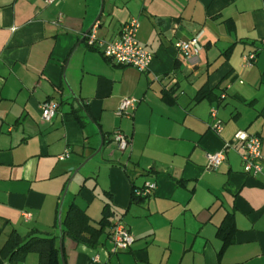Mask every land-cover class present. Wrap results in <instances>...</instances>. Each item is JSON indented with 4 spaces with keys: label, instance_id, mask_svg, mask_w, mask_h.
Returning a JSON list of instances; mask_svg holds the SVG:
<instances>
[{
    "label": "crops",
    "instance_id": "obj_1",
    "mask_svg": "<svg viewBox=\"0 0 264 264\" xmlns=\"http://www.w3.org/2000/svg\"><path fill=\"white\" fill-rule=\"evenodd\" d=\"M132 17L153 54L144 71L85 42L93 22L107 41ZM196 34L201 49L184 58L176 43ZM251 52L253 64L243 67ZM201 88L220 97L197 101ZM128 96L137 104L118 116ZM47 99L59 103L49 122L39 109ZM239 129L260 138L264 156V0H0V246L13 229L59 237L70 168L102 139L94 164L73 176L62 218L74 202L96 225L109 202L113 221L122 220L135 240L112 251L107 233L96 247L63 235L64 264H264V159L252 176L235 147L224 150L218 168L206 167L207 153ZM115 130L129 138L123 151L111 146ZM148 181L153 192L131 202L132 187ZM229 214L235 230L220 253L216 231ZM37 263L30 252L16 264Z\"/></svg>",
    "mask_w": 264,
    "mask_h": 264
},
{
    "label": "built area",
    "instance_id": "obj_2",
    "mask_svg": "<svg viewBox=\"0 0 264 264\" xmlns=\"http://www.w3.org/2000/svg\"><path fill=\"white\" fill-rule=\"evenodd\" d=\"M56 0H43L45 4H52ZM62 16L59 14L58 19ZM139 21L137 18H129L121 27L118 35L110 40L104 41L99 39L97 35V26L93 25L89 32L85 33V42L88 47L99 49L102 55L112 62L124 66H133L140 71L147 70L153 54L148 51L139 41L137 32ZM198 34L186 40H179L176 43V48L184 58L197 55L201 49ZM255 60V53L251 52L243 56V67H249ZM137 104V99L132 96L124 97L115 111L118 116H129ZM59 103L55 99H47L39 106L41 120L49 122L57 112ZM212 118L216 117L214 108L210 110ZM221 124L216 121L213 124L215 130H219ZM129 138L120 130L113 132L111 145L114 149L123 151L129 145ZM237 147L244 172L256 176L262 173V165L260 160L264 159L261 153V140L257 135L251 134L244 129L237 130L232 137V140L224 143L221 150L207 153L206 167L208 169H216L225 159L224 150ZM69 155V150H65L58 156L59 159H64ZM154 182L148 181L144 186L136 190V194L143 196L150 195L155 189ZM23 216L26 220L31 218V213L25 211ZM110 243L112 251L127 250L134 242V236L122 220H117L112 225L110 231ZM96 258V257H94Z\"/></svg>",
    "mask_w": 264,
    "mask_h": 264
},
{
    "label": "trees",
    "instance_id": "obj_3",
    "mask_svg": "<svg viewBox=\"0 0 264 264\" xmlns=\"http://www.w3.org/2000/svg\"><path fill=\"white\" fill-rule=\"evenodd\" d=\"M166 95L169 94H164V96ZM218 95V93L213 92V89L206 90L201 88L195 99L197 101L204 98L212 100L220 97ZM165 100L168 103L171 102L166 97ZM74 112L76 113L77 111L75 110ZM143 186L144 184L141 187H132L131 202H140L146 197L141 194H136V190L139 188L142 189ZM114 216L115 212L112 210L111 204L107 202L103 205L102 215L96 221L95 225L86 211L72 202L69 204L62 218L63 235L68 236L77 243H82L89 247H96L101 244V237L104 233H107L108 238L110 237V231L115 222L113 221ZM234 230L232 215L229 214L216 231L217 236L222 241L220 253L232 241ZM30 252L37 253V264H62L57 234H45L35 229L30 230L25 235H20L13 229L8 234L3 245L0 246V264H16L22 261Z\"/></svg>",
    "mask_w": 264,
    "mask_h": 264
},
{
    "label": "water",
    "instance_id": "obj_4",
    "mask_svg": "<svg viewBox=\"0 0 264 264\" xmlns=\"http://www.w3.org/2000/svg\"><path fill=\"white\" fill-rule=\"evenodd\" d=\"M101 11H102V4L100 5V8L98 10V13H97V16L96 18L99 17V15L101 14ZM94 22L86 29V33L90 31V29L92 28ZM63 81L65 83V86L67 87L69 93L71 96L75 97L73 91L71 90L70 86L68 85L65 77L63 76ZM103 144H104V141L101 139L100 141V144L99 146L97 147V149L91 153L88 157H86L83 162L73 170V168H70V170L73 171L71 177L69 178L66 186H65V189L63 191V194H62V197H61V200H60V203H59V207H58V213H57V226H58V231H59V237H58V247H59V253H60V257H61V262L62 264H64V260H63V253H62V238H63V232H62V205H63V200H64V197L67 193V190H68V187H69V184L73 178V176L79 171V169L81 167H83L85 165V163L87 161H89L90 159H92L94 156H96L102 149L103 147ZM112 146V145H111Z\"/></svg>",
    "mask_w": 264,
    "mask_h": 264
},
{
    "label": "rangeland",
    "instance_id": "obj_5",
    "mask_svg": "<svg viewBox=\"0 0 264 264\" xmlns=\"http://www.w3.org/2000/svg\"><path fill=\"white\" fill-rule=\"evenodd\" d=\"M95 158H96V157L94 156L92 159H90V160L87 161V162H89V164H94V162H95ZM87 162H86V163H87ZM86 169H87V168L84 167L83 170H86ZM0 243H1V242H0ZM111 248H112V246H111Z\"/></svg>",
    "mask_w": 264,
    "mask_h": 264
}]
</instances>
